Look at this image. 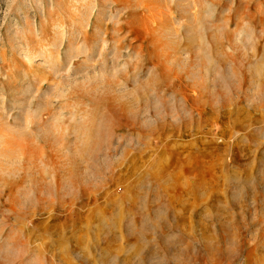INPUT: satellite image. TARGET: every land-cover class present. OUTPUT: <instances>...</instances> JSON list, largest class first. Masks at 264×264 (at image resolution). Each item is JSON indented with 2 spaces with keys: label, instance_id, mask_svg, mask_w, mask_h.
<instances>
[{
  "label": "rangeland",
  "instance_id": "1",
  "mask_svg": "<svg viewBox=\"0 0 264 264\" xmlns=\"http://www.w3.org/2000/svg\"><path fill=\"white\" fill-rule=\"evenodd\" d=\"M0 264H264V0H0Z\"/></svg>",
  "mask_w": 264,
  "mask_h": 264
}]
</instances>
